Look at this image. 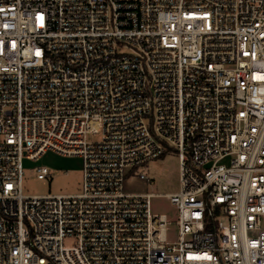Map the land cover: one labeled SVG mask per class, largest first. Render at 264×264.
Instances as JSON below:
<instances>
[{
    "label": "built area",
    "instance_id": "obj_1",
    "mask_svg": "<svg viewBox=\"0 0 264 264\" xmlns=\"http://www.w3.org/2000/svg\"><path fill=\"white\" fill-rule=\"evenodd\" d=\"M49 152L81 193H24ZM0 264H264V0H0Z\"/></svg>",
    "mask_w": 264,
    "mask_h": 264
},
{
    "label": "rangeland",
    "instance_id": "obj_2",
    "mask_svg": "<svg viewBox=\"0 0 264 264\" xmlns=\"http://www.w3.org/2000/svg\"><path fill=\"white\" fill-rule=\"evenodd\" d=\"M25 177L24 193L28 195H73L82 192L83 172L82 159L79 157L65 158L49 152L39 162L25 159L23 162ZM47 167L52 172V178L39 180L37 167ZM179 157L174 151H169L164 158L150 162L141 169L153 183L133 180L128 184L132 192H149L157 195L175 193L179 190ZM154 210L164 213L170 219L178 218V211L165 197L153 199ZM75 240H69L66 245H74Z\"/></svg>",
    "mask_w": 264,
    "mask_h": 264
}]
</instances>
